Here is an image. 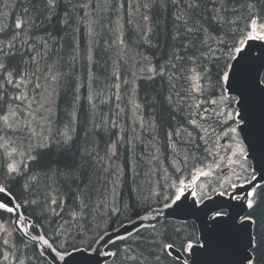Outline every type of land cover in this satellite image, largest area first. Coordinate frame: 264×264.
Wrapping results in <instances>:
<instances>
[{
	"label": "snow or ice",
	"instance_id": "1",
	"mask_svg": "<svg viewBox=\"0 0 264 264\" xmlns=\"http://www.w3.org/2000/svg\"><path fill=\"white\" fill-rule=\"evenodd\" d=\"M0 264H264V0H0Z\"/></svg>",
	"mask_w": 264,
	"mask_h": 264
},
{
	"label": "trees",
	"instance_id": "2",
	"mask_svg": "<svg viewBox=\"0 0 264 264\" xmlns=\"http://www.w3.org/2000/svg\"><path fill=\"white\" fill-rule=\"evenodd\" d=\"M105 38H108V37H105ZM132 38H133V36H129V37H128V39H132ZM97 71H98V72H102V71H103L102 66L98 67V68H97ZM126 195H128V194L126 193Z\"/></svg>",
	"mask_w": 264,
	"mask_h": 264
}]
</instances>
